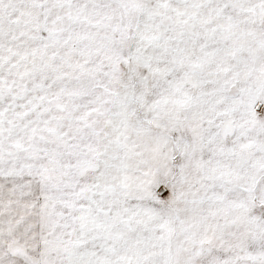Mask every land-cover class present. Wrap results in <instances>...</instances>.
<instances>
[{
  "label": "snow or ice",
  "instance_id": "6c2138e0",
  "mask_svg": "<svg viewBox=\"0 0 264 264\" xmlns=\"http://www.w3.org/2000/svg\"><path fill=\"white\" fill-rule=\"evenodd\" d=\"M0 264H264V0H0Z\"/></svg>",
  "mask_w": 264,
  "mask_h": 264
}]
</instances>
